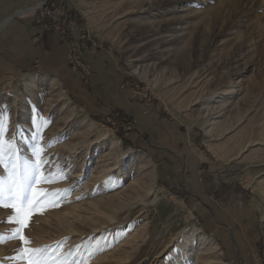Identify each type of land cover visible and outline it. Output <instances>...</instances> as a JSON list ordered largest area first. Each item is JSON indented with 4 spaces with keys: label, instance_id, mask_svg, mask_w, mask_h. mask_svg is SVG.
Returning <instances> with one entry per match:
<instances>
[{
    "label": "rangeland",
    "instance_id": "374dc122",
    "mask_svg": "<svg viewBox=\"0 0 264 264\" xmlns=\"http://www.w3.org/2000/svg\"><path fill=\"white\" fill-rule=\"evenodd\" d=\"M68 4L75 75L89 84L84 52L101 51L127 93L113 101L150 116L92 111L37 62L0 77V193L14 164L30 182L40 158L36 178L55 182L35 188L61 190L28 245L0 207V264H28L23 248L47 264H264V0Z\"/></svg>",
    "mask_w": 264,
    "mask_h": 264
},
{
    "label": "crops",
    "instance_id": "0c3cea01",
    "mask_svg": "<svg viewBox=\"0 0 264 264\" xmlns=\"http://www.w3.org/2000/svg\"><path fill=\"white\" fill-rule=\"evenodd\" d=\"M39 1L41 0H0V77L32 67L37 62L42 71L57 75L69 85L73 95L92 111L105 114L108 106L120 104L123 110L132 113L137 120L138 112L144 116L150 113L142 104H133L128 98L113 101L115 97L120 98V94L127 93L118 92L116 81L114 83L109 76L112 61L104 57L101 51L84 52L83 58L92 70L89 84L75 75L69 61L70 47L60 41L49 23H37L31 17L16 14L18 9ZM78 32L79 29H75V33ZM125 79L123 76L119 81Z\"/></svg>",
    "mask_w": 264,
    "mask_h": 264
},
{
    "label": "snow or ice",
    "instance_id": "6c2138e0",
    "mask_svg": "<svg viewBox=\"0 0 264 264\" xmlns=\"http://www.w3.org/2000/svg\"><path fill=\"white\" fill-rule=\"evenodd\" d=\"M3 143V141H0V152L3 151ZM41 151H36L37 157H40ZM42 163L44 161L40 158L35 165L36 175L31 176L30 182H26L29 179L27 171L21 174L19 165L14 164L10 176V187L7 188V195L3 196L0 193V207L11 208L14 213L13 216L8 218L9 223L17 225L12 230V238L18 237L24 245L31 243L23 235V229L30 223L31 216L37 213L42 215L48 208L58 206L57 197L61 190L49 192L47 189L35 188V185L39 183L55 182L51 176H45L41 179L36 178L40 174V164ZM5 168H7L6 165ZM21 251L27 256L28 264H47V261L43 260L39 255L45 251L44 248H23ZM33 255H36L37 258L33 259Z\"/></svg>",
    "mask_w": 264,
    "mask_h": 264
},
{
    "label": "built area",
    "instance_id": "2783aa9c",
    "mask_svg": "<svg viewBox=\"0 0 264 264\" xmlns=\"http://www.w3.org/2000/svg\"><path fill=\"white\" fill-rule=\"evenodd\" d=\"M31 15L36 22L49 20L59 39L68 42L70 46L69 59L74 69H79L82 41L71 37L74 21L69 8L68 0H42L31 8ZM84 33L81 37L84 38ZM80 37V38H81Z\"/></svg>",
    "mask_w": 264,
    "mask_h": 264
},
{
    "label": "bare ground",
    "instance_id": "6f19581e",
    "mask_svg": "<svg viewBox=\"0 0 264 264\" xmlns=\"http://www.w3.org/2000/svg\"><path fill=\"white\" fill-rule=\"evenodd\" d=\"M30 11H31V10H30ZM21 12H25V11H21ZM105 136H106V135H101L100 138L102 139V141L106 139ZM109 141H110V140H109ZM107 142H108V141H107ZM113 147H114V146H113ZM99 259H100V258H99ZM99 259H96V260L88 259L87 264H97Z\"/></svg>",
    "mask_w": 264,
    "mask_h": 264
}]
</instances>
